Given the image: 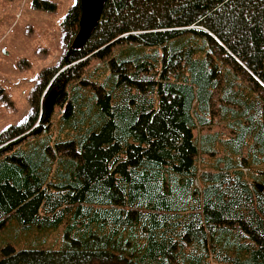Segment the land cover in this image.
<instances>
[{
	"label": "trees",
	"instance_id": "obj_1",
	"mask_svg": "<svg viewBox=\"0 0 264 264\" xmlns=\"http://www.w3.org/2000/svg\"><path fill=\"white\" fill-rule=\"evenodd\" d=\"M80 13L34 112L0 133V227L28 246L0 264H264V0H105L73 48ZM215 108L248 122L221 146H253L213 172L194 129Z\"/></svg>",
	"mask_w": 264,
	"mask_h": 264
},
{
	"label": "rangeland",
	"instance_id": "obj_2",
	"mask_svg": "<svg viewBox=\"0 0 264 264\" xmlns=\"http://www.w3.org/2000/svg\"><path fill=\"white\" fill-rule=\"evenodd\" d=\"M77 1L0 0V133L10 125L25 123L34 112L32 92L40 80V73L57 67L66 51L62 22ZM46 2L53 3L54 8H46ZM74 37L70 40L71 45ZM95 62L97 60L92 59L90 64ZM54 92L52 89L45 99L46 106L50 105ZM43 95L44 92L38 98L39 112ZM16 228V224L11 222L0 227V258L4 254L2 247L7 243L16 249L28 247L24 240L15 237ZM34 233L35 236L40 235L39 232ZM62 233L59 229L48 234L41 247L62 246Z\"/></svg>",
	"mask_w": 264,
	"mask_h": 264
},
{
	"label": "crops",
	"instance_id": "obj_3",
	"mask_svg": "<svg viewBox=\"0 0 264 264\" xmlns=\"http://www.w3.org/2000/svg\"><path fill=\"white\" fill-rule=\"evenodd\" d=\"M215 110L216 111L210 118L209 124L205 126L198 125L194 129V135L197 139L198 144L201 142H205V137H209L208 139L211 142L205 147L208 148V150L210 151L217 150V152L214 154H201L203 159L207 161L206 166L210 168L213 172H216L221 168L224 169L225 164L222 160H220V158L224 157V152H240L246 155L249 151V146H253V143L250 140L246 139L245 145L243 144L242 146H240L238 144L239 142L234 140L227 142L226 147H222L218 139L222 138L223 140H227L229 138L237 137V132L241 130V127H246L248 122L242 116H230L228 118H223L221 117L219 110L216 108ZM234 110H237V108H234ZM213 139L216 140L215 143H213ZM227 146H230L232 148L227 149ZM255 169H259L264 172V164L258 165V167H256ZM242 170L243 172H246L247 169L242 168Z\"/></svg>",
	"mask_w": 264,
	"mask_h": 264
},
{
	"label": "water",
	"instance_id": "obj_4",
	"mask_svg": "<svg viewBox=\"0 0 264 264\" xmlns=\"http://www.w3.org/2000/svg\"><path fill=\"white\" fill-rule=\"evenodd\" d=\"M105 0H79L81 7L78 30L72 40L73 48L82 47L97 26Z\"/></svg>",
	"mask_w": 264,
	"mask_h": 264
}]
</instances>
